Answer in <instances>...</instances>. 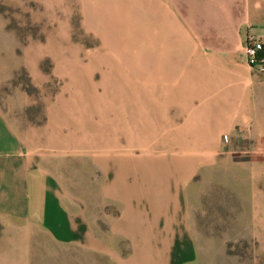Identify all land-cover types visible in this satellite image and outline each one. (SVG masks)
Here are the masks:
<instances>
[{
  "label": "crops",
  "instance_id": "obj_1",
  "mask_svg": "<svg viewBox=\"0 0 264 264\" xmlns=\"http://www.w3.org/2000/svg\"><path fill=\"white\" fill-rule=\"evenodd\" d=\"M74 1L99 46L49 134L0 106V264H194L204 176H264V0Z\"/></svg>",
  "mask_w": 264,
  "mask_h": 264
},
{
  "label": "rangeland",
  "instance_id": "obj_2",
  "mask_svg": "<svg viewBox=\"0 0 264 264\" xmlns=\"http://www.w3.org/2000/svg\"><path fill=\"white\" fill-rule=\"evenodd\" d=\"M0 39L1 70L17 63L0 87V106L38 143L50 132L52 109L72 98L64 86L73 71H89L99 39L87 31L74 0H0ZM85 95L81 105L89 101ZM204 177L191 199L198 221L194 264H264V176L254 182L249 170H225Z\"/></svg>",
  "mask_w": 264,
  "mask_h": 264
},
{
  "label": "built area",
  "instance_id": "obj_3",
  "mask_svg": "<svg viewBox=\"0 0 264 264\" xmlns=\"http://www.w3.org/2000/svg\"><path fill=\"white\" fill-rule=\"evenodd\" d=\"M244 52L250 65L264 67V42L261 40L248 39ZM227 138V136H225Z\"/></svg>",
  "mask_w": 264,
  "mask_h": 264
}]
</instances>
